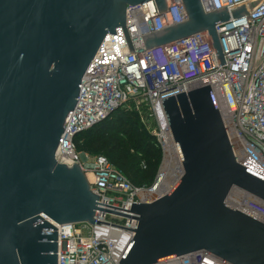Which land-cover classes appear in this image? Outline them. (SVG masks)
Segmentation results:
<instances>
[{"label": "water", "instance_id": "obj_1", "mask_svg": "<svg viewBox=\"0 0 264 264\" xmlns=\"http://www.w3.org/2000/svg\"><path fill=\"white\" fill-rule=\"evenodd\" d=\"M143 1L0 0V264H56L52 222L93 223L98 194L77 162L68 167L55 152L104 36L116 40L121 25L134 53L125 12ZM183 3L187 21L147 36L146 47L207 31L221 56L215 24L248 12L241 5L206 13L199 0ZM162 107L182 173L158 198L132 204L137 225L118 264L195 250L232 264H264V222L227 203L233 189L264 202V176L235 159L210 86L165 98Z\"/></svg>", "mask_w": 264, "mask_h": 264}, {"label": "built area", "instance_id": "obj_2", "mask_svg": "<svg viewBox=\"0 0 264 264\" xmlns=\"http://www.w3.org/2000/svg\"><path fill=\"white\" fill-rule=\"evenodd\" d=\"M204 12L245 5L248 12L217 22L221 56L207 31L150 47L145 38L187 21L183 0H155L127 5L125 28L116 40L108 32L88 63L72 110L65 117L55 157L71 167L78 163L89 188L98 194L94 221L54 223L57 228L56 264H118L137 225L130 208L164 194L151 193L162 182L167 152L178 150L162 107L165 98L210 86L237 162L264 176V0H199ZM254 5L249 8V4ZM134 110L162 151L151 186L133 185L105 156L78 150L75 136L115 110ZM178 176V177H179ZM177 177V178H178ZM176 178V179H177ZM227 203L264 222V202L233 189ZM129 215V216H127ZM153 264H232L206 250H195Z\"/></svg>", "mask_w": 264, "mask_h": 264}, {"label": "trees", "instance_id": "obj_3", "mask_svg": "<svg viewBox=\"0 0 264 264\" xmlns=\"http://www.w3.org/2000/svg\"><path fill=\"white\" fill-rule=\"evenodd\" d=\"M78 150L105 156L135 186L152 185L162 160L155 138L134 110L117 109L109 117L78 133Z\"/></svg>", "mask_w": 264, "mask_h": 264}, {"label": "bare ground", "instance_id": "obj_4", "mask_svg": "<svg viewBox=\"0 0 264 264\" xmlns=\"http://www.w3.org/2000/svg\"><path fill=\"white\" fill-rule=\"evenodd\" d=\"M172 151L167 152L164 165H163V172L164 177L162 182H160L156 189L154 191H151V193L158 192V194H161L165 190H167L170 185L176 180V178L179 176L180 171L176 166H173V162L176 165V160L174 159L176 157L175 151L173 148H171Z\"/></svg>", "mask_w": 264, "mask_h": 264}]
</instances>
